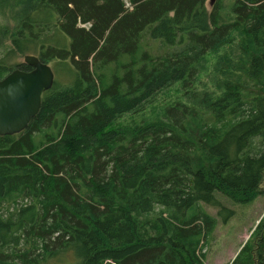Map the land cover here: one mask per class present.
Masks as SVG:
<instances>
[{
	"label": "trees",
	"instance_id": "1",
	"mask_svg": "<svg viewBox=\"0 0 264 264\" xmlns=\"http://www.w3.org/2000/svg\"><path fill=\"white\" fill-rule=\"evenodd\" d=\"M15 1L0 80L33 55L55 81L0 136V264H202L264 177V0ZM251 239L230 264H264Z\"/></svg>",
	"mask_w": 264,
	"mask_h": 264
},
{
	"label": "rangeland",
	"instance_id": "2",
	"mask_svg": "<svg viewBox=\"0 0 264 264\" xmlns=\"http://www.w3.org/2000/svg\"><path fill=\"white\" fill-rule=\"evenodd\" d=\"M215 2L216 0L206 1V8L209 12L212 11ZM125 3L127 8H131L128 0H125ZM29 5L30 3H24V5L22 3L21 5L15 0H0V40L4 48L10 47L8 34L12 32L21 16L27 14L25 8ZM80 27L89 28V26L83 24H80ZM2 33H7V35L4 37ZM4 53V50L0 52V57L3 56ZM216 60L217 58L215 57L210 58L208 65L209 72H213ZM14 62L19 64L24 63V58L18 56ZM203 81L207 82L208 80L207 78H203ZM179 95V88H177L176 91H172L169 95L160 98V104H157L156 107L163 104L174 103L179 99ZM154 107L155 105L142 115H151ZM137 119H139V117H137ZM258 191L259 194L252 202L244 205H232L235 210V215L228 223L223 224L219 218L217 219L218 226L215 231L214 241H212L209 247L204 251L206 257L202 264H230L247 242L250 241V243L253 244L251 235L264 218V177ZM225 202V204L229 206V202ZM13 205L12 202L3 204V206H0V211L7 212L8 209L16 208ZM207 209L214 216L217 215L216 210ZM254 241H256V239H254Z\"/></svg>",
	"mask_w": 264,
	"mask_h": 264
},
{
	"label": "water",
	"instance_id": "3",
	"mask_svg": "<svg viewBox=\"0 0 264 264\" xmlns=\"http://www.w3.org/2000/svg\"><path fill=\"white\" fill-rule=\"evenodd\" d=\"M30 71L17 69L0 80V136L26 130L40 113L43 96L55 81L52 67L33 55L24 57Z\"/></svg>",
	"mask_w": 264,
	"mask_h": 264
}]
</instances>
